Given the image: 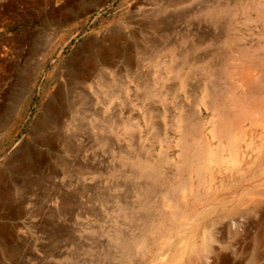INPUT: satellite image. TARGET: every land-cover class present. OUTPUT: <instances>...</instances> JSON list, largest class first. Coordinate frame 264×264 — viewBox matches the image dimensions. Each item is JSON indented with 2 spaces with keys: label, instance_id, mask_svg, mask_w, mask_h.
I'll return each mask as SVG.
<instances>
[{
  "label": "bare ground",
  "instance_id": "1",
  "mask_svg": "<svg viewBox=\"0 0 264 264\" xmlns=\"http://www.w3.org/2000/svg\"><path fill=\"white\" fill-rule=\"evenodd\" d=\"M86 1L91 4L86 6ZM101 1L79 0L77 10L88 15L89 7L101 5ZM183 1L187 0H162L161 9ZM122 3L119 10L127 16L130 5L122 6ZM180 9L181 12L183 7ZM190 15L201 21L207 19L220 31L186 30L170 40L169 34L161 31V43L152 41L143 46L135 65H132V53L125 52L129 78L125 76L124 80L111 78L112 73L121 70L117 67L121 57V50L114 42L117 37L111 38L112 43L106 47L99 41V33L91 34L73 47L69 59L75 69L74 80L81 87L90 90L88 83L98 72L93 92L81 90L77 103L82 107L90 106L93 143L107 146L118 157L119 163L108 168L115 171L120 168L131 183L132 198L125 199L120 210L124 217L138 225L129 232L120 230L113 237L116 264H216L214 241L227 248L228 238H239L242 234H253V242L243 247L241 254L234 253L238 256L234 261L223 254L219 264H264V0H207ZM70 16L66 15L54 30L59 31L62 24L72 19ZM167 21H159L157 25L163 28L174 24L173 18ZM241 25H255V31L245 33L239 28ZM46 40L56 47L68 42L70 36L51 33ZM203 44L210 46L209 52L197 55L196 51ZM92 49L96 52L85 58L84 54ZM52 52L53 49L44 58ZM154 60L152 69H148L147 64ZM100 62L104 65L102 69ZM168 74L174 75L173 82H168ZM62 87L60 85L55 92L59 98ZM118 102H122L124 108L120 109ZM61 103L50 98L42 109L51 117L50 121L64 125L67 111ZM43 112L32 121L38 134L45 130ZM76 117L82 127L85 114ZM75 142L68 136L63 139L66 152L79 149ZM29 145L22 143L21 152L12 156L9 161L12 172H20L26 166L37 168V164L26 160L29 151L35 158L44 157L38 146ZM61 164L65 169L70 168L67 162L61 161ZM72 170L83 182L85 174L98 172V168L90 164L77 165ZM58 172L53 169L52 176L56 177ZM6 175L7 171L1 168L0 183ZM3 198L4 191L0 189V203ZM62 199L66 202L68 196ZM18 214H24V210L20 209ZM6 230L7 227L0 225V233Z\"/></svg>",
  "mask_w": 264,
  "mask_h": 264
},
{
  "label": "rangeland",
  "instance_id": "2",
  "mask_svg": "<svg viewBox=\"0 0 264 264\" xmlns=\"http://www.w3.org/2000/svg\"><path fill=\"white\" fill-rule=\"evenodd\" d=\"M47 1L0 0V169L4 168L7 171V175L0 183V189L4 191V198L0 203V225L8 229L5 233H0V264H48L49 262V264H116L117 248L113 242V237L120 233V230L129 232L130 229L138 225V223L130 222L120 210V206L132 198L131 183L120 168L116 171L108 168L109 165L119 163L118 157L112 154V150H108L107 146L93 143V130L90 126L93 121L88 113L90 106H80L77 103V94L81 90H87V93L93 92L98 72L92 76V80L88 83L92 87L90 90L77 84L73 76L75 69L69 60L74 46L81 44L91 34L95 33H99V41L104 43L103 45L106 47L112 43L109 42L111 38L117 37L114 42L121 50L117 67L121 70L119 73H112L111 78L124 80L125 76L129 78L126 71L125 52L130 51L132 53L131 61L132 65H135L139 59L138 52L143 46L152 41L156 44L161 43L159 36L161 31L168 33V40H170L174 39L181 31L206 32L211 30L219 32L220 29L213 27L215 25H211L207 19L201 21L199 17L190 15L191 11L207 0H187L165 9H161L163 7L161 6L162 0H102L101 5L90 6V11L85 16L77 10L76 2L79 0H51L49 3ZM70 2L73 4L71 5ZM192 2L193 5H191ZM121 3L122 6L130 5L131 10L127 16L119 10ZM90 4L91 2L86 1V6ZM180 7H183L181 12ZM70 14L72 19L68 23L62 24L59 31H55V25L62 23L63 18ZM172 18L174 24L171 26L162 28L157 25L159 21L164 20L166 22ZM175 27L177 28L175 29ZM255 27V25L249 27L241 25L239 28H243L245 33H249L255 31ZM51 33L70 36V40L66 42L67 44L64 43L56 47L50 46L46 39ZM52 49L53 52L44 58V55ZM209 50L210 46L203 44V47L198 49L196 54L200 55L202 52H209ZM94 52L96 51L93 49L86 52L85 58ZM155 61L147 64V68L152 69V64ZM102 67L104 65L100 62L99 68L102 69ZM157 73L159 72L157 71ZM168 79L169 83L173 82L175 80L174 75H169ZM60 85L63 86V93L59 98V94L55 92ZM50 98L51 101L60 100L64 111H67V121L64 125L57 121L55 123L50 121L51 117L43 112L42 106ZM101 105L102 109L105 108L103 103ZM118 106L120 109L124 108L122 102H118ZM136 110L139 111L138 107ZM41 112L44 113L45 130L42 134H38L35 132L32 121ZM82 113L85 114V120L81 125L82 127H79V120L76 115ZM67 136L68 138L71 137L74 142L76 140L75 143L79 149L66 152L63 139ZM24 142L38 146L44 152V157L35 158L29 151L26 160L29 163L37 164V168L31 169L26 166L20 172H12L9 169L11 166L9 161L13 155L21 152L20 146ZM159 145L158 143L156 146L158 150ZM59 159L67 162L70 168L65 169ZM87 161L93 167L98 168V172L85 174L86 181L83 182L73 173L72 169L77 165H89L86 164ZM53 169L59 171L56 177L52 176L51 171ZM54 191L57 192L54 193ZM66 195L68 199L65 200L66 202H62V198ZM99 197L101 200L98 199ZM76 198L78 199L76 200ZM75 206L79 208H75ZM20 209L24 210V214H18ZM56 209L58 210L56 211ZM53 210H55L54 213ZM20 223L23 227L20 226ZM252 236L253 234L249 236L242 234L239 238L225 239L227 248L214 241L213 257L216 264L221 262L223 254H228L233 261L236 260L238 256L234 253L241 254L243 247L245 248L247 244L250 245L253 242ZM45 247L47 248L45 249Z\"/></svg>",
  "mask_w": 264,
  "mask_h": 264
}]
</instances>
